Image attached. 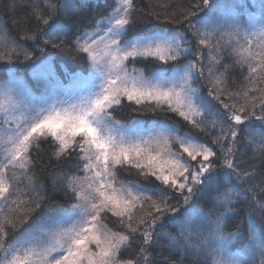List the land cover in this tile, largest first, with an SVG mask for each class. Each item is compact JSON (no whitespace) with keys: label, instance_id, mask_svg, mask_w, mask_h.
I'll use <instances>...</instances> for the list:
<instances>
[{"label":"snow or ice","instance_id":"1","mask_svg":"<svg viewBox=\"0 0 264 264\" xmlns=\"http://www.w3.org/2000/svg\"><path fill=\"white\" fill-rule=\"evenodd\" d=\"M116 6L111 15L105 18L104 23L107 30L99 39L89 34L77 40L79 51L87 54L94 73L90 76L86 94L81 96L77 103L64 106L62 103H53L46 107L34 105L22 106L17 101L12 88H7L0 97V201L9 202L12 206L5 211L0 208V264H136L134 260H121L123 249L130 248V236L139 232V225H144L145 230L141 233L143 244L150 246L154 239L170 237L169 233L161 232L157 237L153 231L157 222L161 220L166 212H178L179 209L170 205L166 198L154 200L151 196H142L133 193L126 186H116L115 167L117 165H130L140 171L144 176L155 177L157 181L189 195L183 197L188 203L193 193L194 185H202L209 192L215 191L213 203L224 210L211 222L210 232L219 233L218 239L225 240L227 237H235V233L223 234L224 221L234 212L236 198L240 193L235 188L220 186L213 187L211 173L214 164L211 162L216 152L206 144L199 143L188 134L184 137H175V143L179 145L183 153H186L191 161L202 157L196 168H190L187 162L182 161L180 153L169 151L167 155L163 151L151 149L147 140L127 142L119 133L111 109L121 104L122 99L134 101L137 105L144 102H155L156 106H167L168 110L177 113L184 120L200 131H206L203 123L205 109L209 108L208 103L198 95V90L192 87L194 77L198 73L204 74V69L198 67L195 61L187 64L180 63L182 56L189 54V49L184 47L188 43L186 35L179 30L171 33L151 32L127 40V28L131 24V14L135 7L134 0H115ZM33 14L37 21L47 25L49 31L44 35L47 37L45 43L53 47H59L56 41L64 33L65 25L63 17L75 15L78 11L76 2L57 5L49 2L46 7L48 13L40 7L37 0H33ZM203 6L208 8L205 18L198 20L201 25L191 24L193 34L197 37V43L208 48L210 59L215 64L219 63L216 55L220 48L217 46L220 39L228 37L227 45L235 55V62L241 66L246 65L248 76L245 80L254 85L257 79H264V23L254 25V30L242 29L234 22L230 29L222 32L219 28L209 31V21L214 23L213 17L222 7L243 8L246 4L221 5L212 0H203ZM198 9L202 5L196 6ZM264 12V0L261 3ZM59 16H56V14ZM196 12L190 11L185 19L190 21ZM55 17V18H54ZM51 21V23H50ZM219 36L216 44L213 38ZM37 35L26 33L24 39L35 40ZM17 46L10 41L6 31L0 30V60L9 63L13 56H17ZM27 59L28 53L24 51ZM154 59L162 62L163 65L175 64L173 78L169 79L165 69L157 70L153 78L147 79L142 71L133 69L136 75L128 70L129 58L133 61L136 58ZM223 73L214 75L213 69H208L209 83L215 90V99L219 100L224 95ZM99 81V83H97ZM254 90L249 87L244 91L245 104L236 107L235 104H223L224 108L232 109L230 118L236 125L244 123L247 117H242L249 105L252 111L250 116H255V97L249 98L248 91ZM260 103L264 105V88L259 89ZM239 95V94H232ZM199 100V104L197 101ZM223 103V101H221ZM19 113V114H18ZM196 117L201 118L198 122ZM264 120V117H258ZM211 127H217L216 122H211ZM221 135L217 136L213 143L221 145L224 155V163L230 170L229 176L235 174L239 181H246L254 176V172L241 170L230 158L234 153L236 137L238 132L235 127L229 125L227 130L221 127ZM51 137L57 144L56 156L69 154L70 150L79 149L82 154L83 171L87 173L84 177H72L69 181V190L75 197L76 203L71 209L61 210L60 217L69 215L72 222L66 227L61 224L56 232H48L45 236L51 239L44 242V237H35L33 233L25 231L20 237L10 239V232L15 233L17 222L13 213H22L26 220L29 215L26 201L20 198V194L13 188L12 180L9 178V170L19 168L25 173L32 164L30 151L33 147H39L40 140ZM79 138V139H77ZM232 141L231 147H225L221 142ZM168 144V138H165ZM255 145V141H250ZM256 148L264 155V127L261 128V140ZM170 147V144H169ZM209 173V176H204ZM15 177L16 173H12ZM31 180V177H29ZM208 184L205 185V181ZM231 183V180L228 181ZM259 185L250 186L247 190L252 192V199L264 213V203L256 200L255 189ZM264 192V188H259ZM39 196V194H37ZM15 197V198H13ZM142 201H151V208L159 215L147 213L148 219L140 218L136 226L133 225L134 211L143 207ZM36 207L39 202L31 201ZM24 205V207H21ZM110 212L120 217L121 221H127L128 234L115 233L102 224L101 214ZM264 220V215L261 217ZM175 222V218H173ZM23 223V221H19ZM185 221L178 224V237H170V246H176L179 237L185 236ZM258 233V235H257ZM249 239L253 246L259 243L261 255L264 256V224L259 229L250 228ZM222 251L217 247L216 252ZM56 254V255H54ZM143 257L141 264H148L149 254L147 247L140 248ZM212 264H222L219 260H213ZM227 264H238L229 260ZM264 264V260H261Z\"/></svg>","mask_w":264,"mask_h":264},{"label":"trees","instance_id":"2","mask_svg":"<svg viewBox=\"0 0 264 264\" xmlns=\"http://www.w3.org/2000/svg\"><path fill=\"white\" fill-rule=\"evenodd\" d=\"M45 14L48 13L46 5L51 2L57 5L70 4L76 2L78 11L75 15L63 17L65 25L64 33L56 43L59 47H53L50 43H45L47 37L45 32L49 31L47 25L37 21L33 14V0H0V30H4L10 41H14L17 46V56L12 57L11 63L0 60V82L9 79L10 74L24 75L30 78L31 70L41 62L43 57L52 56L54 65L58 71L76 72L88 69L87 54L79 51L76 41L88 30L95 28L97 23L108 17L116 6L115 0H37ZM221 5L246 4L243 8L222 7L213 17L214 23L209 21V31L219 28L222 32L230 29L236 22L242 29L253 30L254 25L264 23V12H262V0H212ZM134 9L131 14V24L127 28V38H134L146 33L165 31L171 33L174 30L184 32L191 38L197 48L202 53L200 67L204 69V74L199 75L195 80L198 84V95L205 100L209 108L205 109L203 123L207 130L200 131L193 127L188 121L184 120L177 113L168 110L167 106L158 107L155 102L146 103L141 107L132 105L128 100L122 99L121 104L114 106L110 111L112 116L119 122L129 123L135 118H141L145 126L150 124L158 127L162 123L174 126L180 135L188 134L199 143L206 144L216 152V156L210 158L214 164L211 173L213 187L220 186L235 188L240 193L236 198L234 212L224 221L223 234L235 233V237H227L226 245L228 252L237 255L242 264H261L264 256L261 255L259 243L255 246L251 243L250 228L259 229L264 220L257 203L252 199V192L247 191L250 186L259 185L264 188V155L256 148L261 140V128L264 127V105L260 103L259 89L264 88V79H257L254 85H250L245 77L248 76L247 66H241L235 62L236 57L231 51V46L227 45L228 37L220 39V52L212 50V55H216L219 63L211 61L209 49L197 43V37L193 34L191 24L201 25L198 20L205 18L208 8L203 6V0H134ZM202 5L201 9L196 6ZM190 11L196 12L189 20L185 15ZM56 16H59L57 13ZM55 18V17H54ZM51 23V21H50ZM191 32V33H190ZM26 33L37 35L35 40H26ZM219 36L213 38V44ZM27 51L28 58L24 56ZM197 51H199L197 49ZM183 60H180V63ZM143 68L150 74L154 68L162 66L159 61L154 59L130 60ZM184 62V61H183ZM182 62V63H183ZM213 69L214 75L223 73L224 95L220 99H215V90L211 88L208 77V69ZM249 87L254 90L248 91V97H255V116H250L251 106L246 107L240 113L242 117H247L243 124L236 125L230 118L232 109L224 108L223 104H235L237 108L245 104L244 91ZM239 94V95H232ZM223 101V103H221ZM201 122L200 117H196ZM211 122H216L217 127L210 126ZM232 125L236 128L234 153L230 157L233 163L237 164L241 170L254 172V176L246 181H239L235 174L229 176L230 170L224 163V155L221 145L213 143L217 136L221 135V127L227 130ZM255 141V145L250 141ZM225 147H231L232 141L224 140L221 142ZM58 144L51 138L41 139L39 147H33L30 151L32 164L25 173L23 170L17 172L15 177L11 175L13 188L20 194L23 201L28 202V218L25 220L22 213H13L12 216L17 222L15 233L10 232V239L18 237L25 231L37 224L45 214L56 207L68 206L75 202L72 192L69 190V181L72 177L82 175L83 160L79 149L69 151V154L57 157ZM184 157L187 158L184 153ZM202 161L198 158L194 164ZM196 168V166H195ZM116 176L119 180L136 184L145 196H151L154 200L166 198L168 203L178 212H166L153 231V236L159 233H169L170 237H178L180 221H185V236L179 237L176 246H170V237H160L154 239L150 246L143 244L141 233L145 230L144 225H139V232L130 236V248L123 249L121 260H134L136 264H141L143 257L140 254L141 247H147L149 254L148 264H212L214 254L219 245V233L210 232L211 222L215 221L216 216L223 212L222 207H217L213 203V197L217 195L215 191L209 192L207 189L201 190L204 186L197 184L193 188L188 203L184 202L183 197L189 195L186 191L181 193L172 189L155 177L144 176L139 170L130 165H118ZM204 176H209L205 173ZM31 177V180L29 179ZM231 180V183L228 181ZM208 181H205V185ZM259 188L255 189L256 200L264 203V192ZM39 194V196L37 195ZM15 198V197H13ZM39 202L36 207L31 201ZM143 207H137L134 211L133 225L136 226L140 218L148 219L147 213H155L151 208V201H142ZM12 206L9 202H3L2 208L7 211ZM24 207V205H21ZM175 218V222L173 220ZM104 224L116 233L128 234L126 228L127 221H121L120 217L112 215L110 212L101 214ZM19 221H23L20 223ZM258 235V233H257ZM221 248V247H219Z\"/></svg>","mask_w":264,"mask_h":264},{"label":"rangeland","instance_id":"3","mask_svg":"<svg viewBox=\"0 0 264 264\" xmlns=\"http://www.w3.org/2000/svg\"><path fill=\"white\" fill-rule=\"evenodd\" d=\"M255 1L256 0H253V2ZM104 20L105 18L100 20L95 26V28L88 30L85 34H89L93 38L99 39V37L103 36V34L107 30V25L104 23ZM85 34H83L78 39L84 38ZM124 38L127 40L133 39V38H127L126 36ZM186 39L188 43H186L184 47H187L189 49V54H187L186 57L185 56L181 57L180 60L184 61V62L182 61L183 63L182 62L181 63L187 64L189 61H195L198 67H200L201 64L200 59L202 53L200 52V49L197 48V44L193 40L194 37L191 38L190 36L186 35ZM76 45H77V41H76ZM197 49L199 51H197ZM136 59H142V58L138 57ZM130 60L132 59L129 58V61L127 62V66L129 72H131L133 75L137 74L136 72H133V69H136L138 71H142L145 78L151 79L153 78L157 70L163 67L165 69L167 77L169 79L173 78V69L176 66L174 63L170 65H163L162 62H160V64H162L161 67L154 68L152 71H150V74H147L143 68H141L134 62L131 63ZM93 73L94 70L92 69L89 61H88L87 70H79L76 72L63 71L62 73L61 71H58L56 69L52 56L49 55L43 57L41 62L31 70L30 78L32 82H30L29 78L24 75H15L12 73L10 74L8 80L0 82V97H2L7 87L15 90L13 92L14 98L17 101L21 102L22 106L25 107L28 105H34L36 107H46L53 103H62L64 106H67L68 104L77 103L80 97L86 94L85 89L87 88L89 78ZM198 76L199 74L197 73L196 76L194 77L192 87L196 88L199 93L198 84L195 85L194 83L195 80L198 79ZM97 83H99V81H97ZM124 99L127 100L126 98ZM129 102L132 103V105L135 106L137 105L134 101H129ZM146 103H152V102L146 101L142 105H137V107H141ZM197 103L199 104V100L197 101ZM114 120L117 121L116 119ZM117 129L119 133L124 136L127 142H136L143 140L149 141L151 145V149L154 153L156 151H163L165 155H167L169 151L174 153H180L182 155V161L187 162L190 165V168L194 169L197 163L201 162L199 161L196 164H194V161H191L186 153L185 154L187 158L184 157V153L182 149L179 147L177 143H175V137L178 136L184 137L185 135H180L177 129L174 126H171L170 124L168 125L166 123H162L158 127H155L153 124L152 125L150 124L149 126H145V122L141 120V118H135L129 123L120 122V124L117 126ZM165 138H168L169 140L168 144L165 143ZM0 156H2V152H0ZM198 158L202 159V157H197V159ZM116 167L114 169L116 186L120 187L121 184H123L124 186H126L127 189H130L133 193L145 196V193L136 184L119 180L116 176ZM20 171H22V169L19 168L10 169L8 173L9 178H11L13 172L17 173ZM85 175H87V173L82 171V175L76 177H84ZM74 201L75 202H73L68 206H60L49 210L45 214V216L39 222H37L35 226H33L31 229L27 231L33 233V235L37 238L44 237V242H48V240H50L51 238L45 236L46 233L56 232L59 230V226L61 224H63V226L66 227L69 223L72 222L71 217L67 214H65L62 219L58 217H60L61 210H64L65 213H67V210L71 209V206L74 203H76V200ZM2 204L3 201H0V208H2ZM102 224L106 226L103 221ZM106 229L109 228L106 226ZM217 247H221L222 251H220L219 253L215 251L214 254L215 260L221 261L222 264H227L229 260L236 261L238 262V264H242L236 254L232 252H228L226 248L227 247L226 240L220 242Z\"/></svg>","mask_w":264,"mask_h":264}]
</instances>
